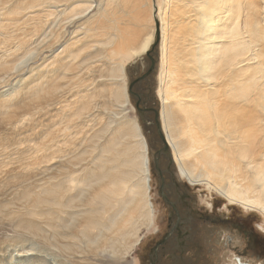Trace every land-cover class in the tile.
<instances>
[{"label": "bare ground", "instance_id": "bare-ground-1", "mask_svg": "<svg viewBox=\"0 0 264 264\" xmlns=\"http://www.w3.org/2000/svg\"><path fill=\"white\" fill-rule=\"evenodd\" d=\"M90 1L0 0V264H98L140 243L154 219L147 144L117 118L123 84L100 86L109 90L102 120L77 73L96 72L107 47L105 73L121 75V62L151 46L136 26L153 14L162 50L154 122L171 161L190 184L264 217V0H131L129 15L100 0L97 17ZM76 22L69 32L83 36L62 39ZM89 23L108 32L89 35Z\"/></svg>", "mask_w": 264, "mask_h": 264}, {"label": "rangeland", "instance_id": "rangeland-1", "mask_svg": "<svg viewBox=\"0 0 264 264\" xmlns=\"http://www.w3.org/2000/svg\"><path fill=\"white\" fill-rule=\"evenodd\" d=\"M257 1L258 3H260V0H257ZM90 2H93L91 13L92 14L94 13V16L97 17V15L100 12L97 13L98 9L95 6L96 2H94V0H91ZM118 13L121 14V12L117 10V15ZM126 18L124 19L122 18V20L119 21L120 22L119 25L122 27H125V26L135 27V24L131 23L129 19L126 20ZM83 19H86V18H83ZM100 20L102 19L100 18ZM152 20H153V24H148L149 29L145 27L147 25L146 23H142V25L136 26V27L144 29V33L146 34L142 36L144 38H142L140 42L143 39H148V42L151 43V46H148L147 48L148 50L149 49L151 50L153 43H157L155 44V48L153 50L154 54L151 52V55L155 57V64H154V69H153L154 71H152V73H150L145 79L136 81L137 78L141 77L150 67L151 60L146 54V51H148L147 49L144 51L133 53L134 56L128 61H126L125 63L121 62L122 63L121 75L118 73H112L113 69H107L106 71L108 72L105 73V65L112 63V62L106 61L107 59L105 57L106 56L105 51H107L106 50L107 47L106 48L104 47V49L98 48V50L100 49L104 53L103 55L99 56V60L97 61L98 64H95V67L96 68L98 67L96 69V72H94L95 69L94 67L92 68L91 65L86 68L85 66L80 65V64L83 63L82 56L85 55L86 50H89L86 54H92L93 51L96 50L97 48H92V47H90V49L87 48L83 50L84 52L82 53L81 57L78 56V59L80 58L81 60L80 59L77 60V58L75 59L76 64L80 65L78 67L80 68V70L78 71L77 74L82 79L83 84L86 82L84 86L81 83V85L83 86L81 89H84L85 91H87L88 94H90L91 96L90 99L92 101L90 103V111L93 116L96 115L97 117H102V120L104 118H107V114L105 113V111H102L101 109L103 107V104L109 101L105 97L106 95H109L107 92L109 90L106 91L108 86H104L103 88L105 91H102V92L100 91L102 89L101 87L103 83L104 82L105 83H109V82L117 83L116 87H118L119 89H121V86H119L118 84L120 85L123 84L124 89H125L126 99H124V102L122 101L123 106L120 109V111L118 107L119 114L117 118L120 117V119H126L128 121L134 122L137 125L139 133H141V137H143V139L145 140L147 144V148H148L147 154H148V159H149L148 166L150 170L149 174L152 180L148 182L149 188H151L149 192V197H150L149 199H150V203L153 202L155 205L157 204L156 208H158L157 211L155 210V215L157 213L156 215L157 218L156 216L154 217L156 219V223L154 219L155 224H152V225L150 224L151 226L149 225L148 227H144L143 225L140 226L137 232V235L141 236V240L137 246L133 247V249L128 252H125L123 247L118 246V250H120V253L119 255H116L117 261L113 259L114 255H112V253L110 254L111 256L110 258L105 257L106 254L104 253L98 256L97 263L98 264L99 263L100 264H135V261H137L138 257L145 252V249H146L145 245H147L148 247L152 238H155V237L157 238V235L164 234L165 232H167V226L163 222L166 220L167 213L170 211V205L167 204V202L160 200V198H158V200L155 201V196L157 195L156 191L160 185V178L162 175L160 173L159 166H158V162H160V169L163 172L164 180L169 186L172 185V183L174 185L175 192L173 193V195L169 196L166 193L169 200L180 204L179 207L181 208V215H183L186 211H188V208L190 209V213L193 215L191 218L193 220L191 221V223H189L188 229L189 231H192L194 233L193 236L197 235V237H195L196 240L198 241L200 240L202 244L201 245L202 249L200 250L199 254H197L196 251L192 247L188 249L187 253L184 254V261H186L185 264H197L199 261H200V264L201 263L202 264L203 263L204 264H233L235 259H240L241 262L243 261L247 264H260L261 261L258 260V258H252L251 256H249L250 255L249 253L248 255L243 256L240 254L239 255L234 254V252H232L234 248L231 249L230 247H235V246L241 247L242 246L241 245L242 237L237 230H233L229 226L225 227V225H218V224L212 225L209 223V220L207 218L210 217L211 215H216L222 218H230L235 215H242L244 219L239 220V221H242L244 225L249 226V224H251L255 232H258V234H263L264 236V217H262L261 214H259L255 210H251V209L249 210L238 204H232V203L230 204L223 197L222 194H219L212 187H208L205 184H190L187 181L186 177H184L180 173L177 165L171 161L170 159L171 157L169 155L170 152L168 153V149L166 152L162 153L163 155L161 154L163 156L161 157V159L157 157V154L159 153V151H161V149L165 150L164 149L165 147H164V143L162 142L157 132V127L155 126L152 111L146 110V109L149 110L153 108L155 110H158L159 112L161 109V106H160L161 101L159 97V90H160L159 88L160 87V84H159L160 76L159 75L161 73V64H160L161 62L160 61L162 58V55H161L162 50L160 49L161 44L159 43V39L156 40V35H155V31H156L155 24L156 23L158 24L159 20L157 19V16L152 18ZM177 20L178 22L183 20L181 15L177 16ZM76 24L77 22L73 24H69V25L65 24L64 29H63L64 33L62 32L61 38L62 39L71 38L72 40L75 41L78 37L80 36L82 37L83 33H80L75 37V34H71L69 32L75 27ZM99 26L100 27H98V24H95V23H89L88 24L89 30H87L88 34L92 36L94 35V37H96V36H99V34H102L105 31H107L103 29L101 25ZM159 27L160 26H158V29ZM152 35L154 36L152 37ZM90 39L87 38L86 40H83V41L92 42V40ZM98 39H95V41ZM178 41H181V40H178ZM46 53L47 51H44L42 52L41 55L46 54ZM39 59L40 57H37L34 60L33 64H36V62H39L38 61ZM78 61H80V63ZM94 63H96V61L93 62V64ZM101 64H104V66H102ZM102 67L104 71H102V73L101 71L98 72L99 68H102ZM91 68L93 70H91ZM88 71H91V72H88ZM97 72L99 76V78L98 77L97 78L100 80H98L95 77L97 76L96 75ZM90 73L93 74V76H91ZM104 73L107 74L108 80L107 78H105V76L103 79L102 75H105ZM134 81L136 82L131 86V89H130V84ZM91 84H94V86ZM87 85H89V87ZM94 89H96L97 91H95ZM91 90L95 92L94 95L90 93L92 92ZM138 102H139V106H141L143 109H140V108L137 109ZM110 111H113L115 113V111L117 110H115L113 106L110 105ZM142 113L143 114L145 113V116ZM96 119L99 120V118H96ZM155 177L156 179H154ZM178 192L181 194L179 196L180 199L185 198V200H187V202H185L186 204L185 203L182 204V202L177 200L176 193ZM160 220H163V222L161 223ZM193 224L195 225V227L192 226ZM154 225H156L159 228L157 232L153 231ZM226 235L231 236L232 238L231 243L226 241V238H225ZM168 249H170V247H167L165 251L161 252V256H159V264H175L170 260L169 254L166 255V252H169ZM181 254L182 253H180V255ZM22 258H25V257L15 258L14 260L16 259L22 260ZM28 258H31V257H28ZM198 258L199 260H197ZM6 260L10 261L9 257H6Z\"/></svg>", "mask_w": 264, "mask_h": 264}, {"label": "flooded vegetation", "instance_id": "flooded-vegetation-1", "mask_svg": "<svg viewBox=\"0 0 264 264\" xmlns=\"http://www.w3.org/2000/svg\"><path fill=\"white\" fill-rule=\"evenodd\" d=\"M154 48H155V43L152 44L151 50L149 49L148 51H146V54L150 58V60L151 58H153L155 61V57L151 55V52L153 53ZM139 108L143 109L141 106H139V102H138L137 109ZM146 110L152 111L153 119H154L155 109L151 108L150 110L148 109ZM143 115L145 116V113ZM163 152L165 151L161 149V151H159V153L157 154V157L159 159L163 157L162 156ZM158 166H159L160 173L162 175L160 178V185L156 191L157 195L155 196V201L158 200V198H160V200L167 202V204L170 205V211L167 213L166 220L164 222L163 220H160L161 223L163 222L166 224L167 232H165L164 234L157 235V238L156 237L152 238L149 246L147 247V245H145L146 246L145 252L138 257L137 261H135V264H159V256H161V252L165 251L167 247H170V249H168L169 252H166V255L169 254L170 260L173 263L183 264L184 262L185 264L186 261H184V254L187 253L188 249L192 247L196 251V253L199 254L200 250L202 249L201 247L202 244L200 240L199 241L196 240L195 237H197V235L193 236L194 233L192 231H189L188 229L189 223H191V221L193 220L191 218L193 215L190 213V209L188 208V211H186L183 215H181V208L179 207L180 204L169 200L167 194L169 196L173 195V193L175 192L174 185L172 183V185L169 186L166 183L163 177V172L160 169V162H158ZM154 179H156V177ZM176 194H177V200L182 202V204L187 202L185 198L180 199L179 196L181 194L179 192ZM151 205L153 209L152 213L154 212V217H155L157 215V213L155 215V210L157 211L158 209L156 208L157 204L155 205L152 202ZM154 219H152L151 225L156 223V219H155V223H154ZM207 219L209 220V223L212 225L218 224V225H225V227L229 226L233 230H237L240 233L242 237L241 239L242 246L241 247H236V246L230 247L231 249L234 248L232 251L234 252V254H237V255L240 254V255L246 256L249 253L250 254L249 256H251L252 258H258V260L261 261L260 264H264V236L263 234H258V232H255L251 224H249L248 226V225H244L242 221H239V220L244 219L242 215H235L230 218H222L216 215H211ZM192 226L195 227L194 224ZM158 229L159 228L156 225H154L153 231L157 232ZM225 238H226V241L231 243L232 241L231 236L226 235ZM180 253L182 254L180 255ZM197 260H199V258ZM236 261L238 262V264H245L244 262H240V259H236ZM234 263L235 261L233 262V264ZM197 264H200V261Z\"/></svg>", "mask_w": 264, "mask_h": 264}, {"label": "crops", "instance_id": "crops-1", "mask_svg": "<svg viewBox=\"0 0 264 264\" xmlns=\"http://www.w3.org/2000/svg\"><path fill=\"white\" fill-rule=\"evenodd\" d=\"M100 0H94V2H96V3H98ZM102 2H104L103 0H101ZM123 1L124 0H117V2H115V5H112V7L113 6H115L114 8H112L110 11L111 12H109V13H112L114 10H115V13L117 12V8H116V4H118V11L119 12H122L121 10L122 9H124V8H126L125 10H126V15H129L132 11L131 10H128V8L130 9V7H128V5H129V2L131 1V0H129V1H124V5H122V3H123ZM128 4V5H127ZM122 7V8H121ZM124 7V8H123ZM148 7V6H147ZM119 8H121V9H119ZM142 8H144L145 10H147V12H148V8L146 9V4H142L140 7H139V10L141 9L142 10ZM129 13V14H128ZM152 14H153V10H152ZM112 15V14H111ZM155 16H154V14L152 15V18H154ZM154 20V19H153ZM147 25L145 26V27H147L148 28V23H146ZM149 29V28H148ZM147 29V30H148Z\"/></svg>", "mask_w": 264, "mask_h": 264}, {"label": "water", "instance_id": "water-1", "mask_svg": "<svg viewBox=\"0 0 264 264\" xmlns=\"http://www.w3.org/2000/svg\"><path fill=\"white\" fill-rule=\"evenodd\" d=\"M155 44H157V43H155ZM154 64H155V61H154V59L153 58H151V64H150V67H149V69L141 76V77H139V78H137V80L136 81H139V80H142V79H145L152 71H153V69H154ZM136 81H134V82H132L131 84H130V89H131V86L136 82ZM150 110V109H149ZM154 112H155V115H156V117H157V110H154ZM157 128H158V126H157ZM165 150L167 149V146H165V148H164Z\"/></svg>", "mask_w": 264, "mask_h": 264}]
</instances>
